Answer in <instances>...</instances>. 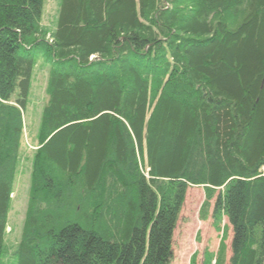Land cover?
Here are the masks:
<instances>
[{"label": "trees", "instance_id": "obj_1", "mask_svg": "<svg viewBox=\"0 0 264 264\" xmlns=\"http://www.w3.org/2000/svg\"><path fill=\"white\" fill-rule=\"evenodd\" d=\"M44 1L0 0V264L39 59L13 264H169L188 187L202 222L215 199L203 264L228 226V264H264V0H60L49 41Z\"/></svg>", "mask_w": 264, "mask_h": 264}, {"label": "rangeland", "instance_id": "obj_2", "mask_svg": "<svg viewBox=\"0 0 264 264\" xmlns=\"http://www.w3.org/2000/svg\"><path fill=\"white\" fill-rule=\"evenodd\" d=\"M60 0H45L41 28L44 38L49 41L51 32L55 28V21L59 10ZM49 74L48 65L39 59L34 69L29 91L28 104L24 112L25 130L23 132V155L17 167L13 183V192L10 196V207L7 215V229L5 234V255L1 258V264H13V254L20 242L22 225L24 222L29 194L30 171L33 145H36V135L39 129L41 111L47 102L46 83ZM264 173V168L262 169ZM210 202L209 216L204 222L199 220L200 207L204 201L202 187H188L185 193L184 203L178 216L172 238V259L169 264H190L195 256L196 264H203L206 254L215 255L221 234L212 226L211 213L214 204ZM223 225L228 226L226 219ZM232 231L228 226L227 239L225 241V264H228L231 252L230 243Z\"/></svg>", "mask_w": 264, "mask_h": 264}]
</instances>
